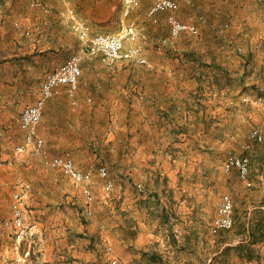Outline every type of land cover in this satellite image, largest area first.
Wrapping results in <instances>:
<instances>
[{"label":"rangeland","instance_id":"rangeland-1","mask_svg":"<svg viewBox=\"0 0 264 264\" xmlns=\"http://www.w3.org/2000/svg\"><path fill=\"white\" fill-rule=\"evenodd\" d=\"M32 1L0 0L1 23L21 30L24 27L22 5ZM232 1L207 0L204 18L198 16L199 19L192 22L200 25L201 35H184L174 48L161 45L159 49L169 34L167 22L161 19L153 22L147 10L140 11V8L131 18H126L122 14L121 1L113 0L116 15L109 21L106 32H120L137 17L141 27L139 42L147 59L144 64L124 59L110 67L101 57L89 53L77 33L66 29L60 65L72 54L79 53L86 76L83 75L84 81L99 78L103 73L106 85L92 91L78 90L74 97L76 103L65 92L58 124L63 136L55 139L52 146L45 140V146L51 155L68 156L77 165H95L87 169L95 174L96 200L87 204L80 186L63 171L47 166L43 157L27 144L26 131L21 125L16 128L5 125L6 133L0 137V181L5 183L0 193V264H16L18 252L28 249L31 254L27 264H92L97 256L92 248L99 242V236L92 234L91 222L104 220L114 224L119 220L114 211L117 207L112 203H101L107 207L104 209L107 213L100 217L101 210L96 212V202L115 201L118 196L122 199L123 196L153 194L150 184L160 180L155 175L150 177L156 165L175 170V174H165L160 182L165 185L167 180L169 183L176 181L179 190L175 194H190L191 205L204 212L206 228L212 235L220 236L223 244L228 243L223 247L220 264H264V142L256 143L249 138L251 129L262 124L264 119V108L254 101L264 97V0H249L246 7H238L233 10L234 15L229 16L226 7ZM139 16L143 17L142 25ZM151 22L157 25L156 36L150 35ZM182 54L184 62L188 63L189 81L199 83L204 92L201 97L206 100L207 118L188 127L184 124L182 129L192 130L195 136L188 140L187 149H177L170 154L150 152L154 127L149 121L153 77L149 69L158 63L165 65L172 56L180 59ZM55 68L57 65L43 67L42 71L46 69V72L42 79ZM34 97L30 94L29 100L32 102ZM140 101L141 113H137L133 103ZM47 112L48 116L53 115L52 110ZM44 117L38 125L39 131L42 126L48 129ZM63 117L67 121H63ZM125 123L137 128L134 133L143 146L135 157L141 165L140 174L136 176L132 175V170L123 169L118 152L117 135H121ZM161 127H166V133L170 132L163 140L171 141L177 124L163 123ZM87 137L96 141L90 145L92 155L84 153V146L75 143V139H79L84 145ZM101 139L105 141L103 144ZM107 143L111 148H107ZM230 150L251 156L253 186H246L236 169H225V158ZM102 164L109 167L114 179L111 191H105L98 178V168ZM15 179H20L24 186L25 233L12 223L10 184ZM225 193H230L234 199L236 222L233 228L215 233L212 223ZM88 209L92 210L91 214ZM38 221L45 227L42 233L32 229ZM104 263L109 262L105 260Z\"/></svg>","mask_w":264,"mask_h":264},{"label":"crops","instance_id":"crops-1","mask_svg":"<svg viewBox=\"0 0 264 264\" xmlns=\"http://www.w3.org/2000/svg\"><path fill=\"white\" fill-rule=\"evenodd\" d=\"M178 1L180 9L177 14L182 20L196 22L199 19L198 16L204 18L203 14L208 6L207 0ZM247 1L249 0H233L229 3L226 7L229 16H233V10L238 7H246ZM32 2L22 5L24 27L21 30L3 25L0 20V137L6 133L5 125L9 124L14 128L22 126V110L34 104L41 94L45 79L42 78L46 72V69L42 71L43 67L60 65L62 50L66 44L64 33L67 28L74 31L69 9L74 8L88 21L94 31L106 32L109 21L115 18L117 8L113 0H70L68 2L38 0L40 5L35 6ZM153 2L154 0H140L138 9L146 11ZM232 6L235 7L232 8ZM166 16V12H161L155 20H151L158 22V19H161L167 22ZM142 19L143 17L139 18L140 25H142ZM134 20H137V17H134ZM150 27V35H155L157 25L151 22ZM179 60L183 62L179 63ZM184 61L183 54L180 59L172 56L167 59L165 65L161 66L158 63L149 69L153 76L150 82L149 121L154 127L150 152L170 154L177 149L178 151L187 149L188 140L194 135L190 132L192 130L182 129L184 124L188 127L189 124L194 125L207 118L206 100L201 97L204 92L201 91L199 83L189 81L191 76L186 67L188 63ZM84 72L83 69L85 76ZM97 74L100 75V73ZM81 78L79 91L84 89L92 91L98 87L104 88L106 85L103 73L101 77H95L86 82L83 76ZM65 92L66 87L61 86L60 95L47 101L43 116L46 117L44 120L48 121V129L42 126L41 130H38L39 136L47 140L51 146L55 144V139L63 136L58 124L61 120L59 115L62 113L61 102L66 98ZM30 94L35 96L32 102L29 100ZM133 106L137 113H141V101L139 104L134 102ZM49 109L53 111L52 116H48ZM73 118L76 120L78 115L75 113ZM63 121H67L66 117H63ZM171 122L174 125L177 124V131L171 141H165L163 139L169 137L166 134L170 132L166 133V127L161 126L163 123L170 125ZM121 129L123 132L120 136L117 135L121 166L124 170H132V175L136 176L140 174L141 167L135 159L143 147L141 139L134 133L137 128H132L125 123ZM85 140L84 145L79 143V139H75V143L78 146H84V153L92 155L93 150L90 151V145H94L96 141L93 142L88 137ZM101 141L103 144L104 140L101 139ZM109 145L107 148H111ZM103 151L101 147V152ZM78 166L84 169L95 167V165ZM154 170L152 174L150 173V177L155 175L160 180L165 174H175L174 169H166L161 165H156ZM160 180L150 184V191L154 193L149 196L130 198L123 196L122 199L118 196L115 201L105 199L96 202V212L101 210L100 217L107 213L105 211L107 207L101 203H112L113 207H117L114 211L119 220L113 222L114 224L94 219L95 222H91L92 234H98L100 237L97 238L99 242L95 244L96 247L92 248L97 252L96 258H93L96 261L92 264H220L223 247L228 243L223 244L220 236L212 235L206 228L204 212L198 206L191 205L190 194L182 193L180 196L175 194L179 190L176 188V181L169 183L167 180L163 185ZM184 190L187 189L183 188ZM121 216L124 221H121ZM39 219L42 218L39 216ZM44 228L40 221L32 225V229L40 233ZM106 247L107 252L104 253ZM105 260L109 263H104ZM101 261L103 262L100 263Z\"/></svg>","mask_w":264,"mask_h":264},{"label":"built area","instance_id":"built-area-1","mask_svg":"<svg viewBox=\"0 0 264 264\" xmlns=\"http://www.w3.org/2000/svg\"><path fill=\"white\" fill-rule=\"evenodd\" d=\"M68 2L70 0H63ZM122 4V13L124 17L131 18L138 9L140 0H120ZM32 5H40L38 1H33ZM180 9L178 0H154L153 4L147 10L149 19L155 20L161 12H166V21L169 34L162 40L161 45L174 48L177 40L184 35H201V27L198 23H192L182 20L177 12ZM69 14L73 22V30L78 34L80 40L88 47L90 54L99 56L108 66L112 67L115 63L128 59L136 63H147L146 57L142 54V46L139 42L141 38V27L136 20H130L129 23L117 33L96 32L88 21L81 16L74 8L69 9ZM27 33H29L27 31ZM83 76L82 55L72 54L68 60L59 65L45 77L41 94L34 104L26 106L21 113V125L26 131V142L31 144L33 151L40 154L44 163L52 168L59 169L67 174L74 183L80 186L81 192L87 204H92L96 200L93 190L95 184V174L92 169H83L75 161L65 155H51L45 146V140L38 134V125L42 120L45 105L49 99L60 93V87L65 86L66 92L73 98L78 92L80 80ZM250 100V97H246ZM90 100V99H89ZM264 108V97L254 99ZM249 138L256 143L264 142V119L262 124L254 126ZM23 147L19 148L22 149ZM224 167L227 171L236 169L241 181L246 186H253L252 178V159L249 154L238 153L230 150L225 158ZM98 178L105 191H111L114 187V179L110 173L109 167L105 164L98 168ZM12 188V223L21 230L27 232L25 226L24 211V186L20 179H15L11 184ZM5 183L0 181V193L4 190ZM90 214L91 209L87 210ZM235 202L230 193L222 196L221 203L212 223L213 232L229 230L234 227ZM16 264H27L31 251L25 250L18 252Z\"/></svg>","mask_w":264,"mask_h":264}]
</instances>
